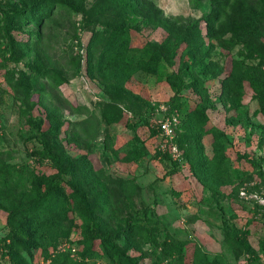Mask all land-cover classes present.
I'll return each instance as SVG.
<instances>
[{"label": "rangeland", "instance_id": "obj_1", "mask_svg": "<svg viewBox=\"0 0 264 264\" xmlns=\"http://www.w3.org/2000/svg\"><path fill=\"white\" fill-rule=\"evenodd\" d=\"M38 1L0 0V264H122L111 245L137 264H264V85L251 80L264 83L257 0H248L238 33L221 37L201 21L210 0H74L79 11L57 6L39 22L23 21L27 11L7 14ZM122 22L162 61L157 74L138 72L113 91L92 64ZM197 22L203 38L194 50L187 25ZM175 73L185 80L184 103H202L206 127L223 134L222 173L190 158L187 112L170 108ZM215 140L201 139L208 165ZM75 181L99 220L93 227L71 194ZM51 182L64 205L26 212L31 193ZM105 233L115 236L110 246L89 242Z\"/></svg>", "mask_w": 264, "mask_h": 264}, {"label": "trees", "instance_id": "obj_2", "mask_svg": "<svg viewBox=\"0 0 264 264\" xmlns=\"http://www.w3.org/2000/svg\"><path fill=\"white\" fill-rule=\"evenodd\" d=\"M195 4H199L202 0H192ZM258 6L253 8L255 12L264 14V0H257ZM57 6L62 8L77 10L81 9V6L74 0H39L29 8L28 6L13 7L8 10L7 14L13 13V15H23L24 11H27L28 16L22 18L23 21L34 20L39 22L42 19H46L47 15L51 14ZM248 0H210V9H204V16L201 18L202 22H205L207 32L210 36H224L228 33L237 34L238 31L244 26L247 18V11L250 9ZM252 8V7H251ZM41 10L42 16L35 17L36 11ZM11 17V16H10ZM188 34L194 37V43L192 48L197 50L200 48L199 38L201 36L202 23L198 22L192 25H187ZM186 29V28H185ZM139 31L138 28L130 22H122L114 27L113 31L108 37V40L104 46V49L100 55V58L95 64H92V69L104 78L108 85H113L111 89L113 91L118 90L119 86H122L131 79L136 73L143 72L149 75H155L160 69L162 56L156 51L145 50L143 46H137L134 44V32ZM180 33V32H178ZM45 77V76H42ZM46 77H49L46 75ZM170 77H173L171 86L174 90V95L170 100V108L172 111L187 112L188 127L186 130V137L190 144L191 160L195 162V168H201L203 172L210 169L211 172L222 173L223 166L227 160L224 145L220 144V138L223 134L215 127L207 128L208 114L206 108L202 103L185 104L182 98L184 97V90L186 88L184 78L175 73ZM52 81L56 86L60 85L63 80L58 77L52 78ZM232 79V77H231ZM230 79V80H231ZM251 80L255 86L264 85L255 76H251ZM43 89V88H42ZM203 127L205 130H203ZM212 133L217 146L215 147L216 156L212 159V162L208 165V160L204 153V147L201 145V139L204 134ZM62 160L58 162V168L61 169ZM78 211L80 215L86 219V221L93 227L96 223H99L98 218L94 216L93 209L88 200L87 192L81 185L80 181H75L72 184V192ZM32 202L25 206L23 209L29 214H48L54 211L60 206L64 205V200L59 192V186L56 182H51L45 192L33 191L30 195ZM21 209V205H16L10 209L11 222L13 216L18 214ZM17 224V222H15ZM100 238L102 242H110L109 246L113 243V234H97L93 236L89 235V242L95 243ZM240 243L248 249L244 239L239 238ZM15 245L14 240H9L4 243V246L10 250ZM118 245H111L110 249H113V254L117 255L119 262L122 264H137L136 259L130 256L126 251L120 249ZM112 252V251H110ZM14 258V256H12ZM204 264H213L208 261Z\"/></svg>", "mask_w": 264, "mask_h": 264}, {"label": "built area", "instance_id": "obj_3", "mask_svg": "<svg viewBox=\"0 0 264 264\" xmlns=\"http://www.w3.org/2000/svg\"><path fill=\"white\" fill-rule=\"evenodd\" d=\"M177 124H178V117L176 115L169 117L164 122V125H163V128H164L166 134L172 135Z\"/></svg>", "mask_w": 264, "mask_h": 264}]
</instances>
